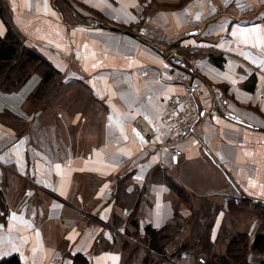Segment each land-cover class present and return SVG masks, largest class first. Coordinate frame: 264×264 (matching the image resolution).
Returning a JSON list of instances; mask_svg holds the SVG:
<instances>
[{
  "label": "crops",
  "instance_id": "obj_1",
  "mask_svg": "<svg viewBox=\"0 0 264 264\" xmlns=\"http://www.w3.org/2000/svg\"><path fill=\"white\" fill-rule=\"evenodd\" d=\"M0 7V36L8 22L25 46L62 72L63 84L82 82L104 109L102 121L94 108L72 119L88 130L101 124L87 151L84 141L80 149L57 145L51 133L44 151L32 135L41 110L38 120L25 113L40 75L15 92L0 91V182L6 181L9 204L0 222V264L12 255L22 264H127L133 249L132 264H168L169 243L153 241L148 228L162 229L191 213L165 181L152 179L159 167L191 193L195 207L209 202V216L201 220L214 222L213 242L223 222L236 220L228 217L234 199L264 203V68L260 51L238 47L232 35L264 28L260 0H0ZM94 18L143 39L97 27ZM169 48L191 70L169 62L161 53ZM187 72L202 86L201 117L181 139L167 141L161 117L184 91L177 78ZM32 120L28 132L22 123ZM137 231L151 247L136 239ZM249 262L261 264L264 255L252 250Z\"/></svg>",
  "mask_w": 264,
  "mask_h": 264
},
{
  "label": "rangeland",
  "instance_id": "obj_2",
  "mask_svg": "<svg viewBox=\"0 0 264 264\" xmlns=\"http://www.w3.org/2000/svg\"><path fill=\"white\" fill-rule=\"evenodd\" d=\"M16 33V32H14ZM20 38V36H18ZM35 74V73H34ZM39 75V73H36ZM66 85V86H64ZM53 93L51 95V102H52V107L48 108L49 104L46 105H33L32 101L27 99V104L25 105V113L28 116L34 115V118L37 119L36 115L38 110H41V119L35 125H33V130H32V135L36 137V140L39 141L37 144L38 148H41L44 151H47L49 149L48 145H52L53 141H48V137H50V133L52 135V138L55 136L58 138V141L56 142L57 145H59V142L61 144H75L77 146V149H80L84 147V150L87 151L86 148L88 146H91L92 139H94L96 143V134L93 133L94 131L101 128V124H95V127L91 126L92 129L89 130L88 127L85 123H83L81 120L76 125H73L72 119L75 121V117L79 116L80 113H83L84 115H89L92 113L93 108L94 112L98 113L100 116V121H102V111L104 110L103 107L101 106L100 109L98 105L95 103L94 97H92V93L89 92L85 84L79 81H75L72 83H64V84H58L57 87H54ZM15 92V91H14ZM6 93H12V92H6ZM61 95V97H60ZM61 103L59 105L58 103ZM49 103V102H48ZM63 111V114L62 112ZM64 111L67 112V114H64ZM62 114V118L60 117V113ZM50 113V114H49ZM59 113V114H58ZM87 113V114H86ZM53 114V115H52ZM58 114V116H57ZM92 115V114H90ZM54 116L57 117V121H55ZM94 116V115H93ZM38 120V119H37ZM34 121H28V124L22 123L23 127L27 128L28 130L31 127V123ZM93 135V136H92ZM82 141H84V146L82 147ZM47 142V144H46ZM4 181L3 183L0 182V188L2 190L7 189V185ZM29 187H35L33 184L28 185ZM8 191V190H7ZM37 195L41 196L43 198H46V194L44 195L42 192L37 191ZM9 193V191H8ZM27 196V193H25ZM249 198V197H246ZM242 199V198H241ZM185 203V202H184ZM186 206H184V210L189 209L190 207L188 204L185 203ZM203 206V205H202ZM244 208L238 209L239 211H234L235 208L237 207H229V212H228V217L229 219L236 218L235 221H226L223 222L222 227L220 229V232H218L217 237H219L218 242L214 245L213 240L210 239V242H206L204 240L203 235L201 234H192L190 228H192V225L194 222L190 221L189 217L184 218H179L178 221L173 224L172 227L168 230L169 232L166 233L164 236V240L159 244L163 245L166 243H169L168 245V252L167 256L165 257L167 259L168 264H200L198 263V258H204V259H210L212 254H223L227 252V246L231 242V237L232 236H237L240 237L241 235L247 233L250 229L253 228V226L256 225V228L253 232H256L258 230L264 231V220L262 221L259 219L256 214H255V207L252 204H242ZM204 208V206H203ZM183 209V208H182ZM190 213H193L191 208L189 209ZM185 214V213H184ZM203 217H206V213L202 212L201 213ZM201 216V215H200ZM204 226L208 225L211 229L213 226V221L209 220L206 218V220H202ZM0 222H3L0 220ZM255 224V225H254ZM173 229V230H172ZM227 230L230 231L232 234L227 235ZM199 232H205V228L203 227L201 231ZM138 236H136V239L139 241H142L146 246L148 245L151 247V245L147 244L146 241V235H140L139 232H136ZM167 234L170 236L173 235L174 237L170 239L169 241L167 240ZM254 234V235H255ZM227 235V236H226ZM195 236L198 238L195 239ZM211 236V235H210ZM228 237V240H227ZM211 238V237H210ZM252 238V236H251ZM250 238V240H251ZM137 240V242H138ZM188 242L189 245L182 250V252L179 251L180 244ZM205 243H210V246L205 247ZM245 246V249H247V242L246 239L244 238L240 244H236L235 246L232 247V253L234 252L236 246ZM231 246V245H230ZM215 247V248H214ZM207 248H209V251H204ZM230 249V247H229ZM132 250V248H131ZM134 250V249H133ZM133 250L131 251L133 253ZM183 252L186 255V259L181 258ZM130 254L129 261L127 264H132V259H134L133 254ZM246 251L244 257L246 256ZM137 252H135V255ZM261 255H264L261 253ZM138 255L136 256V259H138ZM126 259V257H125ZM152 260H155V258H152ZM157 261L159 260L158 258L156 259ZM130 262V263H129ZM243 264H247V261ZM248 264H251L248 260Z\"/></svg>",
  "mask_w": 264,
  "mask_h": 264
},
{
  "label": "trees",
  "instance_id": "obj_3",
  "mask_svg": "<svg viewBox=\"0 0 264 264\" xmlns=\"http://www.w3.org/2000/svg\"><path fill=\"white\" fill-rule=\"evenodd\" d=\"M0 7V13H1ZM3 13V12H2ZM2 13L0 15H2ZM8 25V32L5 36H0V91L2 92H14L22 88V86L28 81V79L34 74L39 73L41 79L35 89L29 94L28 99L32 101L33 105H46L51 99V95L54 91V87L58 84H63L62 72L52 65L48 60H46L40 53L35 50H31L24 45L22 38L18 37L17 33H14ZM154 181H165L171 189L191 208V218L190 221L194 222L192 228H190L192 234H201L206 242H210L211 228L208 225L203 224L201 220V213L205 212L206 216H209V202L205 201L201 204L199 208L195 207L192 203L193 198L191 193H189L180 183L175 181L165 170L161 167L156 168L153 173ZM118 197V196H117ZM230 207H237L234 211H239L238 209L244 208L242 204H252L255 207L256 216L264 220V203H253L250 198H242L239 201L235 200ZM204 208H203V206ZM218 207V206H217ZM9 214V204L6 199V191L0 188V220L6 221ZM206 220V219H205ZM173 224H168L162 229L155 230L149 229L151 239L153 241H162L165 237L164 235L168 233L169 229ZM205 228V232H199L202 228ZM173 230V229H172ZM167 240L169 241L174 236L167 234ZM198 238L195 236V239ZM246 239L247 249L245 246H236L234 252L232 253V247L237 243L240 244L243 239ZM248 233L241 235L240 237L232 236L231 242L227 246V252L223 254L211 255V258L204 259L198 258V263L200 264H243L249 260V256L252 250H256L259 253L264 254V231L258 230L254 236ZM219 237L215 239L212 244L218 242ZM151 240V241H152ZM206 246H210V243H205ZM189 245L188 242L180 244L179 251L182 252L184 248ZM231 245V246H230ZM230 247V249H229ZM215 248V247H214ZM204 251H209L207 248ZM246 256L242 253L245 254ZM5 264H22L18 255H12L8 259L4 260ZM261 264H264L262 262Z\"/></svg>",
  "mask_w": 264,
  "mask_h": 264
},
{
  "label": "built area",
  "instance_id": "obj_4",
  "mask_svg": "<svg viewBox=\"0 0 264 264\" xmlns=\"http://www.w3.org/2000/svg\"><path fill=\"white\" fill-rule=\"evenodd\" d=\"M167 51L177 55L176 49L169 48ZM177 80L184 82V91L167 103L161 117L163 134L167 141L172 142L178 141L184 134L190 132L201 117L198 103V96L202 89L201 84L192 79L190 72L184 73ZM157 134V130L149 133L146 137L147 141L152 143Z\"/></svg>",
  "mask_w": 264,
  "mask_h": 264
},
{
  "label": "snow or ice",
  "instance_id": "obj_5",
  "mask_svg": "<svg viewBox=\"0 0 264 264\" xmlns=\"http://www.w3.org/2000/svg\"><path fill=\"white\" fill-rule=\"evenodd\" d=\"M260 2L264 4V0H260ZM225 3H227V0H225ZM238 6L245 7L246 5L240 4ZM212 11H215V8H213ZM195 19L197 20L200 19L199 13L196 14ZM223 30H224V27L223 25H221V31ZM232 35L236 38L234 43H236L238 47L240 45L250 46L260 51L261 57L259 59V66L261 68H264V28H261L259 26H253L251 28L233 30ZM220 46L223 47V45H220ZM240 54L246 56L247 59H251L252 63L254 64L257 63L256 59H252L250 56H247V54L244 53L243 51H241ZM93 67H96V65H93ZM261 79H264V77H262ZM235 82H236L235 80H232V83H235ZM109 119L111 120V117ZM145 119H149V118L145 116ZM149 123H151V120H149ZM118 127L120 128V131L123 133L124 131L123 127L120 125H118ZM133 131H135V129H133ZM136 135L140 136V133L136 132ZM125 139H127V137H125ZM141 139L143 140V137H141ZM56 167L59 168L60 166L57 165ZM105 187L107 186L105 185ZM260 187L264 189V185H261ZM261 195H264V191L261 192ZM13 218H15V216H13ZM37 235L39 236V233H37ZM72 238L73 237L71 236L69 237V239H72ZM36 251L37 249L33 248V253H35ZM113 259H118V258L113 257ZM33 264H35V260L33 261Z\"/></svg>",
  "mask_w": 264,
  "mask_h": 264
},
{
  "label": "water",
  "instance_id": "obj_6",
  "mask_svg": "<svg viewBox=\"0 0 264 264\" xmlns=\"http://www.w3.org/2000/svg\"><path fill=\"white\" fill-rule=\"evenodd\" d=\"M94 22H95V25L97 27L104 28V29H106L108 31L117 32V33H123V34H127V35L133 36V37L138 38V39H143L141 33H138V32H135V31H132V30H129V29H125V28L112 26V25H106L98 18H94ZM154 46L159 49V47L157 45H154ZM161 53H162V55H165V57L167 58V60H169V62H171L173 64H176V65H180L181 67H186L188 70H191V68L185 62L180 60L177 55L170 54L167 51V49L162 50ZM226 116L228 118L235 119L236 121H239L236 118H234L233 114H226ZM240 123H243V124L247 125L248 127H253V128L256 127V126H253V125H249V124H247V123H245L243 121H240Z\"/></svg>",
  "mask_w": 264,
  "mask_h": 264
}]
</instances>
